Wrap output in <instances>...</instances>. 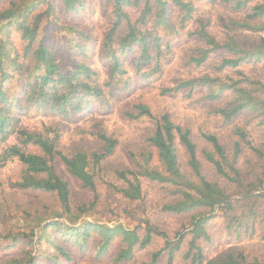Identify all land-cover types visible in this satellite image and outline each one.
I'll use <instances>...</instances> for the list:
<instances>
[{
	"label": "trees",
	"instance_id": "1",
	"mask_svg": "<svg viewBox=\"0 0 264 264\" xmlns=\"http://www.w3.org/2000/svg\"><path fill=\"white\" fill-rule=\"evenodd\" d=\"M27 1L0 0V26L8 24L18 30L22 44L21 54L9 60L22 78L19 98L0 110V145L11 138L16 142L0 150V169L18 159L26 172L16 186L55 193L64 211L75 216L93 212L105 217L113 213L109 204L99 210L103 186L143 207L148 201V186L158 187L165 197L161 210L187 216V222L173 237L153 223L145 209L140 226L144 233L122 223L111 227L89 225L99 237L97 259L105 257L119 238L124 246L114 255L115 264H161L163 255L164 264H264V258L252 255L242 244L257 236L264 225V0H106L111 17L101 43L103 58L109 65L104 82L99 72L80 62L71 51V63L65 65L39 39L43 22L56 13L58 1ZM62 1L74 14L86 8L85 0ZM199 3L209 7L201 10ZM130 9L139 11L136 20ZM62 25L59 28L67 36L77 31ZM186 28L188 35L196 38L190 62L196 67L206 66L209 71L163 93L186 91L192 97L201 92V100L223 101L211 113L224 122L243 121L235 125L230 141L215 132L196 134L168 114L156 117L140 102L135 104L137 114L127 112V117L150 118L155 128L143 148L129 152L130 167L106 165L119 141L100 122L89 129L102 144L100 150L62 149L63 120L89 114L96 121V102L103 104L108 97L129 91L132 82L124 58L134 55L136 73L143 81H150L162 74L164 50L171 51L173 39ZM72 46L84 52L81 42ZM2 53L7 51L0 45V60ZM16 109L20 115L34 109L60 120L43 125L39 134L25 129L15 132L20 117L14 114ZM30 144L39 146L43 154L28 152ZM57 160L89 195L76 209L72 184L55 172L53 164ZM37 174L46 177L37 178ZM219 223L225 226L224 234L239 243H218L212 227ZM57 225L52 223L50 227ZM69 231L70 236L77 233L73 228ZM89 236L75 234L74 240L79 243ZM59 237L55 234L52 238L55 254L51 258L38 255L24 264L71 262L69 247ZM259 238L264 241V234ZM157 240L163 245L152 250ZM207 247L213 251L207 252ZM145 251L148 256L143 260L138 254Z\"/></svg>",
	"mask_w": 264,
	"mask_h": 264
},
{
	"label": "rangeland",
	"instance_id": "2",
	"mask_svg": "<svg viewBox=\"0 0 264 264\" xmlns=\"http://www.w3.org/2000/svg\"><path fill=\"white\" fill-rule=\"evenodd\" d=\"M31 1L28 0L27 2L30 3ZM57 1V11L50 17V21L43 22L39 39L43 40L44 45L56 53L63 64L69 65L72 60L71 57L77 56L80 62L91 65L100 73L101 82L106 81L109 65L104 60L101 51V43L110 26L111 17L106 0H85L86 8L80 14L67 11L63 1ZM198 5L201 10L209 7L200 3ZM130 12L133 20H136L139 11L130 9ZM60 24L61 26H63L62 24L73 26L77 31L73 33L72 37L67 36L66 32L60 30ZM188 30L186 28L180 31L179 36L173 39L171 51L169 49L164 50L163 72L150 81H143L140 74L136 73L134 55L124 58L125 69L132 82L129 91L116 97H108L106 103L96 102L94 105L96 121H93L94 118L89 114L63 120L62 149L67 152H72L78 147L85 151L100 150L102 144L89 133L92 124L100 122L108 134L114 135L119 141L117 150L106 160V165L130 167L132 163L129 152L143 148L146 137L155 128L154 121L150 118L142 117L131 120L127 117V112L137 114L135 104L140 102L147 105L156 117L168 114L176 123H181L196 134L199 131L215 132L230 141L235 125H242L243 121L239 118L233 123H228L213 115L211 112L223 101L201 100V96H203L201 92H195L192 97L188 96L186 91L163 93V90L172 89L181 81L190 80L209 71L206 66L196 67L190 62L189 57L195 46L196 38L189 36ZM80 34H84L85 37H81ZM75 42L83 44L84 52L73 48L72 45ZM0 45H3L7 51V53L1 54L0 60L1 110L5 109L8 102L14 103L16 98H19L22 78L19 70L9 60L16 58L17 54H21L20 32L8 24L0 26ZM70 51L72 56L69 55ZM20 62H23L22 59ZM29 111L20 115L18 109L14 110V114L20 116L16 122L17 130L15 132L18 129H25L31 133L39 134L43 131V125H52L54 120H60L50 115L44 116L45 114L36 113L34 109ZM13 142L16 140L11 138L7 144ZM7 144H1L0 150L5 148ZM27 151L39 155L43 154L41 148L33 144L27 147ZM53 165L56 174L72 184V204L73 208L76 209L89 195L70 176L61 161L57 160ZM25 172L26 167L18 159L9 162L0 169V264L12 262L24 264L38 255L51 258L55 254L51 247V241L55 234L59 235L63 242H66L72 256L71 262L60 261V264H115L113 257L124 246L122 241L117 238L106 256L97 259L96 245L99 237L93 227L89 225L111 227L114 224L122 223L132 229L140 228L144 213L147 212L148 218L151 216L153 223H157L162 230L168 231L173 237L176 230H179L181 225L187 222V216L163 212L161 206L165 197L158 187L150 189L149 186L148 201L144 207L139 202H127L121 195H115L103 186L100 201L102 208L99 210L106 209L109 204L113 213L108 212L105 217L93 212L75 216L64 211L55 193L18 188L16 184L22 181ZM45 177V174H37V178L43 179ZM72 211L75 212L73 209ZM52 223H58V225L50 227ZM224 227L222 223L212 227L215 240L222 245L239 243L235 241L234 237L229 239L224 234ZM72 228L73 230L76 229L77 233L74 232V235L70 236L68 235L69 229ZM139 231L144 233L143 228H140ZM75 234L77 236L89 234L90 236L77 243L74 240ZM262 234H264V225L262 229L260 228L257 236L242 241V244L250 249L252 255L261 259L264 258V241L259 238ZM81 243L84 244L80 245ZM162 245V241L157 240L151 248L157 250ZM206 249L207 252L213 251L212 247ZM138 255L144 260L147 259L148 252H141ZM164 259L163 255L161 264H164Z\"/></svg>",
	"mask_w": 264,
	"mask_h": 264
}]
</instances>
